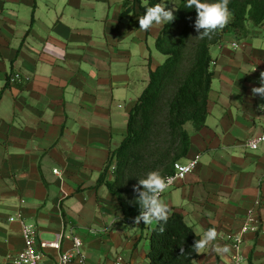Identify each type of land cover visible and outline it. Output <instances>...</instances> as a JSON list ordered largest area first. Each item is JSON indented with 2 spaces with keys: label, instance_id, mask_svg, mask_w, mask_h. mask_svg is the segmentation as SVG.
<instances>
[{
  "label": "crops",
  "instance_id": "crops-1",
  "mask_svg": "<svg viewBox=\"0 0 264 264\" xmlns=\"http://www.w3.org/2000/svg\"><path fill=\"white\" fill-rule=\"evenodd\" d=\"M127 1L0 0V264L23 249L22 222L44 239L63 235V251L78 237L82 257L70 264H150L157 222H126L118 196L98 184L104 172L114 179L107 166L130 110L166 59L156 47L164 25L141 31L147 0L123 14ZM179 2L165 0L174 16ZM210 53L208 117L200 130L186 123L191 146L181 160L199 155V164L161 199L201 237L215 226L230 249H201L194 264H231L230 238L258 206L244 264H264V142L248 146L264 134V98L251 92L264 71V23L226 33ZM58 256L47 250L45 261Z\"/></svg>",
  "mask_w": 264,
  "mask_h": 264
},
{
  "label": "trees",
  "instance_id": "trees-1",
  "mask_svg": "<svg viewBox=\"0 0 264 264\" xmlns=\"http://www.w3.org/2000/svg\"><path fill=\"white\" fill-rule=\"evenodd\" d=\"M140 1H127L123 14L132 12L133 5ZM161 1L147 0V5L141 6L143 15L147 7ZM185 4L186 0H180L175 20L165 23L157 38L156 47L166 59L150 71L148 86L130 110L127 135L107 166L108 169L112 162L115 164L114 179L107 181L105 172L99 179V185L106 184L118 196L128 223H134L140 212L133 191L139 178L153 170L160 171L164 177L173 174L176 163H182L190 151L186 123L191 122L196 130L206 123L214 77L211 47L228 32L245 35L250 22L255 26L264 23V0H230L228 7L233 16L227 27L211 39H198L195 8H186ZM10 80L9 77L8 83ZM161 225L165 229L163 233L159 230ZM142 228H146L144 223ZM149 238L150 264H194L199 257L193 244L201 236L179 212L169 214L166 223H157Z\"/></svg>",
  "mask_w": 264,
  "mask_h": 264
},
{
  "label": "clouds",
  "instance_id": "clouds-1",
  "mask_svg": "<svg viewBox=\"0 0 264 264\" xmlns=\"http://www.w3.org/2000/svg\"><path fill=\"white\" fill-rule=\"evenodd\" d=\"M230 0H217V2L209 3L202 2V0H186V8H195L196 19L194 27L199 35L198 39L208 38L218 31H222L230 23L232 19V12L228 5ZM176 8L169 9L163 0L162 3H157L154 6L147 7L144 15L138 18L139 29L141 31H148L156 26H162L165 23H170L175 20L174 11ZM256 68L253 70L255 71ZM260 87H252L251 92L253 96L259 95L264 98V71L260 72ZM264 109V104L260 105ZM173 183L172 177H164L160 171H149L144 178H139L138 183L133 186V191L136 194L135 203L139 205L140 212L134 218V223L140 224L143 221L144 225H150L153 221L159 223L160 221L167 222L168 219V205L161 199L162 194ZM141 187L143 190H141ZM160 232L165 231L163 225L160 226ZM218 230L215 226L205 230L203 236L196 240L193 244V250L196 253H201V249L211 248L217 253H228L230 251L228 246H222L217 243ZM181 255L184 254V249H180Z\"/></svg>",
  "mask_w": 264,
  "mask_h": 264
},
{
  "label": "built area",
  "instance_id": "built-area-1",
  "mask_svg": "<svg viewBox=\"0 0 264 264\" xmlns=\"http://www.w3.org/2000/svg\"><path fill=\"white\" fill-rule=\"evenodd\" d=\"M18 76V74L15 75V77ZM262 114L264 116V109H262ZM263 142L264 134L260 137L251 139L248 142V146L256 149ZM199 158L200 156L197 155L187 163H176L175 172L166 176L172 177L173 183L162 195L174 188L178 181L183 180L188 173L196 169L199 164ZM109 168L114 170L115 164H111ZM54 172L57 173V170L55 169ZM258 210V206L249 209L241 229L231 236L230 240L233 248L231 264H244L245 256L243 248L246 235L248 233L258 232L260 229ZM11 219L13 220L14 218ZM22 236L24 247L18 254L10 257L11 264H47L45 261V252L47 250H56L59 252L58 260L55 264H70L77 257H82V241L78 237H73V252H69L62 250L63 235L58 234L51 240L44 239L37 227L32 224L22 222ZM114 264H121V259L116 261Z\"/></svg>",
  "mask_w": 264,
  "mask_h": 264
},
{
  "label": "rangeland",
  "instance_id": "rangeland-1",
  "mask_svg": "<svg viewBox=\"0 0 264 264\" xmlns=\"http://www.w3.org/2000/svg\"><path fill=\"white\" fill-rule=\"evenodd\" d=\"M115 170V169H114Z\"/></svg>",
  "mask_w": 264,
  "mask_h": 264
}]
</instances>
